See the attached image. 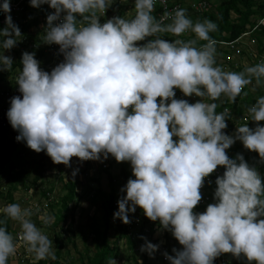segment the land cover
Instances as JSON below:
<instances>
[{
    "label": "clouds",
    "instance_id": "1",
    "mask_svg": "<svg viewBox=\"0 0 264 264\" xmlns=\"http://www.w3.org/2000/svg\"><path fill=\"white\" fill-rule=\"evenodd\" d=\"M45 3L55 12L47 17L44 42L59 45L64 61L49 73L34 53L22 54L16 82L22 98H11L7 113L19 132L16 139L37 153L46 150L54 164L68 167L72 157L100 160L109 154L117 162H130L135 179L121 189L126 196L118 200L114 219L130 223L128 213L139 206L148 219L159 220L183 246L173 249L175 256L164 253L170 264H213L222 253L264 264V219H258L264 217V184L242 155L230 159L226 153L238 139L264 160V126L244 124L235 137L229 136L223 131L228 110L217 113L215 103L221 96L234 102L253 78L260 85L264 62L224 71L216 66V41L209 35L217 24L207 19L193 24L183 8L165 11L158 21L152 15L155 0H135L133 19L114 17L103 24L99 16L112 0H30L33 7ZM0 10L10 13L9 0ZM61 13H66L62 21L54 24ZM5 23L0 48L11 49L22 34L11 15ZM189 30L207 43L196 47V39L161 38ZM146 37L155 39L138 46ZM12 63L0 52L3 70H11ZM177 88L185 96L213 102L175 99ZM248 112L251 120L264 121V96ZM218 166L226 171L215 181L217 203L194 213L205 178ZM4 211L20 222L19 238L29 252L38 260L55 258L53 241L29 219V209L13 203ZM157 248L146 242L141 251L152 255ZM15 251L13 236L0 227V264H7Z\"/></svg>",
    "mask_w": 264,
    "mask_h": 264
},
{
    "label": "trees",
    "instance_id": "2",
    "mask_svg": "<svg viewBox=\"0 0 264 264\" xmlns=\"http://www.w3.org/2000/svg\"><path fill=\"white\" fill-rule=\"evenodd\" d=\"M12 1V0H11ZM218 2L217 5V13L211 14L208 11L200 13V14H187L188 18L193 21V24L196 22H203L205 19L210 20L217 24V30L214 32L209 33V35L216 41L219 42H231L239 37H241L245 33L251 34L254 38L257 39L258 42V56L263 52L261 40L264 37V26L260 27L258 30H253L255 26L256 20L264 16V0H216ZM122 5H114L111 6L108 10L109 13L113 12L118 8L116 17L125 18V10L126 5L124 4V0H122ZM98 14V13H97ZM136 10L128 20L133 19L135 17ZM82 18L77 15V20H81ZM24 20L15 24L19 27L20 32L22 35L25 34L24 31L28 30V25L24 24ZM105 23L102 21V24ZM24 33V34H23ZM2 37H0L1 40ZM162 39L168 40L172 42L175 39H182L184 41L196 39L197 44L196 47H200L203 44L207 43L206 41L199 40L195 33L191 32L189 37H185L183 35L176 37L171 33H164L161 36ZM155 39L146 37L144 41L140 43L142 46L146 44L149 40ZM8 51L14 52V50L7 49ZM226 54V52H225ZM37 57H41L40 55ZM218 63L216 62V66ZM256 65V64H254ZM22 63L20 62H13L11 70H3V66L1 67L0 73L3 74L7 71H13L15 69L22 70ZM245 67L240 66L235 70V72L243 71ZM253 82L256 83L255 78L252 79ZM2 82V79H0ZM262 88V92H260L257 96H252L251 94L243 92L236 97L235 101L237 103L230 106L233 108V111L236 115H240L245 107L249 104L254 105L256 100L260 96H264V81L260 85ZM246 87V86H245ZM246 93V95H245ZM186 100V99H184ZM7 102V100H5ZM188 101V100H187ZM232 101V100H231ZM189 103H194L193 101H188ZM205 102L211 103L213 101L209 100L205 97ZM232 101V103H234ZM5 103V102H4ZM216 103V101H215ZM216 108V112L219 113L225 104L219 105ZM5 122L7 127L0 129V191L2 188L5 187L6 190V198L9 204H13V196L12 194L21 186L24 190H28L29 188H35L36 190L44 187L45 179L44 173L45 168L42 160L37 161L35 156L37 153L34 150L30 149L27 146L25 140L18 141L16 137L19 135V132L10 124L8 116H5ZM260 126H264V121L259 122ZM232 126L227 128V134L230 133ZM234 153L228 155L230 159H236L238 155H240V151L238 147L234 148ZM51 158L46 154V158ZM244 158V156H243ZM248 160V158H247ZM246 160V161H247ZM239 162V161H237ZM248 162H251L250 160ZM89 165V160L86 161ZM247 163V162H246ZM84 167V172L88 171L89 166ZM119 173L113 175L112 165L110 164L109 167L105 170H102L101 173H105V176L108 179V186L109 192H104L101 189H94V188H87L85 194L87 197L83 196L81 191H78L79 186H84L87 181H90V178H87L83 181L73 180L68 181L63 185L64 187V194L57 199H54L53 205L57 206V210L54 213V220L50 225V233H52L54 243H56L58 249L54 254V259L47 258L45 262L40 260V264H62L59 261L60 257V250L63 248L61 239H60V232H56L55 230L58 228L62 233L66 232L69 234L68 241H71L73 244L74 238L77 234L73 231L72 226L74 224V210L77 209V203L83 197L92 204V206L99 211H101L100 218H97L93 215L91 219V227H90V234L92 236L91 243L94 248L93 256H88L87 261L83 262V257L80 258L82 264H109V261L112 259H122L127 258L131 259L136 262V258L134 256L133 250L135 248V242L128 238V231L122 229L121 227L113 226L110 223V218L114 216V213L118 211V205L115 202V190L114 185L117 183L121 187H125L128 180L132 177V167L131 163L128 161L119 163ZM85 173L83 175H85ZM92 179V178H91ZM43 181V182H42ZM95 182H99V178L94 180ZM42 183V184H41ZM21 185V186H20ZM53 187L42 188V197H45V192H53ZM94 189V190H93ZM1 193V192H0ZM8 204V205H9ZM50 210L52 206L50 205ZM76 208V209H75ZM142 210L139 206L136 207V210ZM52 211V210H51ZM146 217V215H145ZM69 218V224L67 230H64L63 225L66 224ZM38 219V215H33L31 217L32 221ZM258 219H264V217H260ZM147 220V217H146ZM11 221L12 219L8 217L6 212L0 214V227H5L8 232L11 229ZM159 221V220H157ZM148 223V222H147ZM149 226V224H147ZM151 226V225H150ZM150 229V228H149ZM152 232V229H150ZM81 237L86 243L88 241V236L83 231H80ZM78 232V235H80ZM141 239L145 242V233L144 230L140 231ZM49 237V239L52 238ZM143 237V238H142ZM123 242L127 246L126 253L122 254V250L120 249L119 243ZM87 253L90 252L89 249L86 250ZM133 253V254H132ZM132 254V255H131ZM143 254V253H142ZM144 256V255H143ZM73 264V260L71 259L70 264Z\"/></svg>",
    "mask_w": 264,
    "mask_h": 264
},
{
    "label": "built area",
    "instance_id": "3",
    "mask_svg": "<svg viewBox=\"0 0 264 264\" xmlns=\"http://www.w3.org/2000/svg\"><path fill=\"white\" fill-rule=\"evenodd\" d=\"M212 2L213 0H166V3H161V0H155V7L152 15H154L159 21L165 11L172 13L173 10L177 8L186 9V14H200L208 11L211 7ZM3 3L4 0H0V5H2ZM9 3L11 8L10 13L6 14L2 10H0V29H4L7 27L5 23L6 15H11L12 21L17 22L19 19H21L22 14H28L29 10H26V6H29L30 8L33 7L30 4V0H9ZM116 4L120 6L123 4V2L122 0H112L111 5L106 9L105 13L102 16H99V22L101 24L102 21L107 22L108 19L116 17L118 8H116V10L111 13L108 12L109 8ZM36 8L39 12L47 11L49 12V14H53L55 12V9L51 8L47 3L42 4ZM125 8V19H127L133 15V13L135 12V8L129 7L128 4H126ZM65 14L66 13H61L60 19L55 21L54 24L60 23ZM98 15H100V13H98ZM163 22L165 24L171 23V19H165ZM262 26H264V16L256 20L253 30H258ZM46 31L47 29L44 30V35L46 34ZM190 34L191 31L189 30L182 35L185 37H189ZM250 35L251 34L249 32L243 34L241 37L234 41L216 43V50L223 48L227 51V53L222 57L219 67H221L224 71H235L240 66H243V61H247L246 58L249 57V59H251L252 57V61L254 62V64L263 62V59L260 58L261 56H253L250 51H244L241 47L242 37H247ZM149 38L151 39L154 37ZM140 42L141 41L137 42L138 46H142ZM13 48L16 52L20 53V60H22V54L24 52L34 53L35 58L40 62V68L49 73H51L53 68H55L58 64L64 61V54L60 52V46L57 44H47L43 41L42 43L36 45L33 43H29L27 38L23 37L17 40V43ZM37 49H41V51L37 52ZM39 55L42 58L37 57ZM19 73V69L13 70L10 74L11 77L9 75V71L3 74L0 73V79H2V82H0V129L7 127L5 122V116H7L8 110L10 109L11 98L15 96H20L22 98V93L19 91V85L16 83ZM6 79H10L8 83V80ZM10 82H13L12 86H10ZM174 91L176 94L174 97L175 99H186L188 101L194 102V94L192 96H185L182 91L178 88L174 89ZM189 97L191 98V100H189ZM200 99L202 100L205 98L200 97ZM5 100H7V102ZM157 102H159V98ZM216 103H218L219 105L225 104V106L219 113L225 112V109L228 110L226 113L227 128L229 126H232V129L229 134H227V128L223 131L229 136L235 137L237 134V128L243 126L244 124H247L248 127L252 129H254L257 124H259V122L251 120V115L248 112V108L251 107L252 104H249L247 107H245L240 115H236L230 104L233 105L237 103V101L232 103V101L227 96H221L220 99L216 101ZM233 145L230 146V148L226 149L227 155L233 154V149L236 147H238V149L244 147L242 143L234 147ZM244 149L247 150L245 147ZM39 153L45 155L47 154L46 150L41 151ZM94 161H96V163L92 166L91 169H88V171L84 175V178L98 176V174H100L102 170L107 169L110 164L112 165V167H114L113 165L117 166L119 165V163H121L117 162L111 154L108 155L107 159H104L103 156H101L100 160ZM247 163L250 167H253L258 171L260 177L264 174V165L254 161ZM225 171L226 169L223 166H218L212 174L205 178L204 186L200 189L202 199L198 203V205L193 209L194 213H203L206 211V208L209 204L217 203L214 197V193L217 188L215 181L217 177L222 176ZM85 189H87L86 184L82 188L78 189V191H83ZM27 192L28 190L26 191V193ZM54 199L55 198L53 197V192L51 193L49 191H46L45 197L42 199L43 205H41V203L35 202L30 203V206L26 208L31 211V217L33 215H38L37 221L32 222L37 224L36 226L40 228L42 232L48 236V238L50 233V225L53 222V220L52 222L50 221L48 212L50 205L52 207H55V205H53ZM115 202L117 203L116 205H118V201L115 200ZM128 215L131 221L128 224L123 223L122 220L119 218L114 219V216L110 218V223L115 227L119 226L122 229L128 231V238L134 241L136 244L133 250L136 262L132 260V257L130 256V259H127L125 257L122 259H114L116 261V264H170V261L165 257L164 253H167L171 256H175L173 249L175 248L176 250H182L183 248V246L180 245L179 242L172 235V232L170 230L164 229L160 225L159 221H151L148 218L146 220L143 210L139 209L136 210L134 213L129 212ZM31 217H29V219H31ZM16 222L17 223L15 224V226H13V229L9 232L13 236L14 243L16 245V251L14 255L9 256L7 264H40V260L36 258L35 252H29L28 245L19 238L22 229L20 226V222ZM147 224H149V226ZM149 228L152 229V232ZM142 230H144L145 233V242L141 239L140 231ZM146 242L158 245L157 250L152 255H149L147 251H141V247L145 245ZM48 258L53 259L52 256H49ZM46 259H42L41 261L45 262ZM213 264H256V262H249L247 258L243 255H241L240 258H236L231 253H222L214 260Z\"/></svg>",
    "mask_w": 264,
    "mask_h": 264
},
{
    "label": "rangeland",
    "instance_id": "4",
    "mask_svg": "<svg viewBox=\"0 0 264 264\" xmlns=\"http://www.w3.org/2000/svg\"><path fill=\"white\" fill-rule=\"evenodd\" d=\"M130 4V5H129ZM129 7H134L135 5V0H131L130 2H128ZM217 5L218 2L216 0H213L211 7L209 9V12L211 14H216L217 13ZM2 39H6V37L1 38L0 42H2ZM242 43H241V47L242 49L245 51H250L251 54H253V56H258V42L257 39L254 38L253 36H247V37H242ZM262 43V49L263 52L260 54L261 57L263 59L264 62V37L261 40ZM0 52H2L3 55L11 57L12 61H16L18 59H20V53L18 52H14L12 53L11 51H8L7 49H2L0 48ZM225 52L227 53L226 49L220 48L218 50H216V54H215V58H216V62L218 63L217 66L220 65V62L222 60V57L225 55ZM250 58V57H249ZM246 58L247 61H243V66L246 68L248 66H254V62L252 61V57L251 59ZM2 65H0V71ZM244 68V69H245ZM243 69V70H244ZM12 71H9V75L11 74ZM11 77V75H10ZM264 81V78H262ZM8 80L7 83L9 82L10 79H6ZM13 82H10V86H12ZM246 91V93L251 94L252 96H257L260 92H262V88L258 85H256L255 82L252 81L251 84L247 85L244 88V92ZM189 100H191V98L189 97ZM194 103H196L197 101H201L200 97L195 96L194 99ZM174 140L178 139L177 137H173ZM240 143H242L240 140H236L233 147L234 146H238ZM243 144V143H242ZM232 147V149H233ZM240 151V155L244 156V160L245 162L250 161H254L257 163H260L262 165H264V160H262L259 157V154L255 151H251V150H245L244 147L239 148ZM36 160H42L43 164H44V168H45V173H44V179H45V183L44 187L49 188V187H53V197L54 198H58L60 196H62L64 194V187L63 185L65 183H67L68 181H73V180H81L80 178L82 174H84V167H87V163L86 161H80V159L78 157H72L71 161H70V167L65 166L64 164H54L51 158H46L45 154H37L35 156ZM248 158V160H247ZM247 160V161H246ZM96 163V161L94 160H89V169L92 168V166ZM115 166V165H113ZM113 171V175H117L120 171L119 167L115 166L114 168H112ZM75 172V175H73V173ZM100 176H95L99 178V182L94 185L93 183V187L89 186V188H94L96 189H101L104 192H109V186H108V179L105 176V173H101L99 174ZM133 176V174H132ZM83 178V176H82ZM133 179H135V177H132ZM86 179V177L84 178V180ZM261 181L262 184H264V174L261 176ZM43 182V181H42ZM88 182V181H87ZM42 184V183H41ZM47 184V185H46ZM90 184V183H89ZM21 186V185H20ZM88 188V185H87ZM124 187H121L120 185H118L117 183L114 185V190H115V200H119L121 199L123 196H126V192H121V189ZM44 189V188H43ZM93 189V190H94ZM6 190L2 188V190L0 191V214L4 213V209L6 208V206L9 204L7 198H6ZM87 189L81 191V193L83 196L87 197V195L85 194ZM80 192V191H79ZM42 188L36 190L35 188H29L28 192L26 193V190H24V188L21 186L18 187V189L12 194V198L15 204H19L20 207L22 209H26L27 207L30 206V203H41V205H43L42 202ZM83 197V199H80L79 202L77 204H79L80 207V211L76 212L75 214L73 213L74 216V224L72 226L73 231L77 234V236L74 238V243L72 244L71 241H68L69 239V234H67L66 232L62 233L60 231V229H56V232H60V239L63 245V248L60 250V257H59V261L62 262V264H70L71 259L73 260V264H82L80 258L83 257V262L85 263L88 259V256H93V252H94V248L93 245L91 243V239L92 236L90 234V227H91V219L93 218V215H95L97 218H100L101 216V211H99L98 209L94 208L92 206V204H90L86 198ZM28 198V199H27ZM57 206L52 207L51 210H49L48 212V216L50 218V221L52 222V220H54V213L56 212ZM37 221V220H35ZM16 220L11 221V229H13V226H15L16 224ZM68 224H69V218L66 222L65 225H63L64 230H67L68 228ZM37 225V224H36ZM80 231H83L84 233L87 234L88 236V241L85 243L84 240L81 237ZM78 232L80 235H78ZM52 236V233H49V237ZM53 239V236L51 238V240ZM53 241V245H52V253L55 254V252L57 251L58 247L56 245V243H54ZM120 249L122 250V254L126 253L127 250V246L121 242L119 243ZM87 249H89L90 252L87 253ZM127 254V253H126ZM12 264V263H11ZM72 264V263H71Z\"/></svg>",
    "mask_w": 264,
    "mask_h": 264
},
{
    "label": "crops",
    "instance_id": "5",
    "mask_svg": "<svg viewBox=\"0 0 264 264\" xmlns=\"http://www.w3.org/2000/svg\"><path fill=\"white\" fill-rule=\"evenodd\" d=\"M131 0H124V4L126 5V4H128V2H130ZM130 5V4H129ZM134 8H135V5H134ZM26 10H29L28 11V14L27 15H23L22 14V16H21V19H19L17 22H13L14 24H17V23H19V22H21V20H24L25 22H23L24 24H26V25H28L29 27H28V30H26V31H24L25 32V34L24 35H21V37L20 38H23V37H26L27 38V40H28V42L29 43H33V44H40V43H42L43 41H44V30H46L47 29V27H48V24H47V17H48V15H50L49 14V12H44V11H41V12H39L38 10H37V8L36 7H29V6H26ZM3 38V37H2ZM19 38V39H20ZM2 40H4V39H2ZM13 50H14V48H12ZM38 51H41V49H37V52ZM14 52H16L15 50H14ZM14 52H12V53H14ZM41 56H42V53H41ZM42 58V57H41ZM21 60L20 59H18L17 61H13V62H20ZM115 167V166H114ZM113 167V168H114ZM117 167H119V166H117ZM87 172V171H86ZM81 177V179H82V181L84 180V175L82 174V175H80ZM82 176H83V178H82ZM98 176H100L99 174H98ZM92 178V179H91ZM89 180L90 181H88L87 183H86V185H88V186H92L93 187V184L94 185H96L97 184V182H95L94 180L97 178L98 179V177H91ZM86 179H87V177H86ZM81 181V180H80ZM90 183V184H89ZM91 183H93V184H91ZM47 185V184H46ZM85 186V185H84ZM83 187V186H82ZM81 186H79L78 187V189H80V188H82ZM42 188H46V187H42ZM32 189H34V188H32ZM48 189V188H47ZM52 193V192H51ZM81 201V200H80ZM79 202V201H78ZM81 207V206H80ZM80 207H79V204L77 205V209H76V211L74 210V212L76 213V212H79L80 211ZM82 208V207H81ZM49 210H50V207H49ZM74 213V214H75Z\"/></svg>",
    "mask_w": 264,
    "mask_h": 264
}]
</instances>
